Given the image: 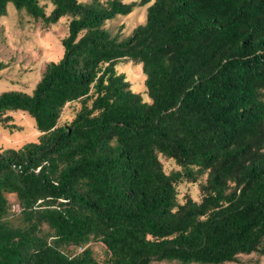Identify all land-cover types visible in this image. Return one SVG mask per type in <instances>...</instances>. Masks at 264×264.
Instances as JSON below:
<instances>
[{
	"label": "trees",
	"instance_id": "1",
	"mask_svg": "<svg viewBox=\"0 0 264 264\" xmlns=\"http://www.w3.org/2000/svg\"><path fill=\"white\" fill-rule=\"evenodd\" d=\"M9 3L69 22L32 92L0 93L5 128L21 111L40 132L0 147V264H98L93 242L106 264L264 256V0H0V16ZM145 5L130 34L107 27ZM122 60L142 65L150 100ZM203 175L201 199L180 201Z\"/></svg>",
	"mask_w": 264,
	"mask_h": 264
},
{
	"label": "rangeland",
	"instance_id": "2",
	"mask_svg": "<svg viewBox=\"0 0 264 264\" xmlns=\"http://www.w3.org/2000/svg\"><path fill=\"white\" fill-rule=\"evenodd\" d=\"M134 1V0H129ZM147 6H137L130 14L119 16L107 23L113 32H120L122 36L130 34L133 29L145 22ZM51 9L50 3L47 10ZM68 17L61 18L50 26L36 21L24 11L17 10L12 3L8 4L7 13L0 16V93L6 90H22L31 93L41 78L45 66L50 61H58L63 56L62 39L68 32ZM117 70L126 75L133 91L141 93L145 100H150L146 93L145 74L142 65L129 60H122ZM79 103H69L63 111L61 123L71 120L79 109ZM17 128L8 129L0 123V147L17 148L26 142L37 141L40 132L34 120L26 113L11 112ZM166 172L179 169L172 159L161 155ZM206 181L203 175L196 183L182 182L178 185V198L183 201L187 195L195 200L202 197L201 184ZM8 198L13 203L12 211L19 212V205L15 194ZM16 219L13 214L10 216ZM94 257L98 264L107 263V252L101 242L91 244ZM78 248L75 251H81ZM155 264H184L179 261H161ZM193 264V263H192ZM224 264H264V256L257 253L243 254L236 262Z\"/></svg>",
	"mask_w": 264,
	"mask_h": 264
},
{
	"label": "built area",
	"instance_id": "3",
	"mask_svg": "<svg viewBox=\"0 0 264 264\" xmlns=\"http://www.w3.org/2000/svg\"><path fill=\"white\" fill-rule=\"evenodd\" d=\"M14 167H17V165H14Z\"/></svg>",
	"mask_w": 264,
	"mask_h": 264
}]
</instances>
